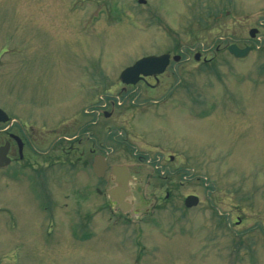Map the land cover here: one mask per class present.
<instances>
[{
	"label": "rangeland",
	"instance_id": "rangeland-1",
	"mask_svg": "<svg viewBox=\"0 0 264 264\" xmlns=\"http://www.w3.org/2000/svg\"><path fill=\"white\" fill-rule=\"evenodd\" d=\"M139 1L0 0V109L29 136L0 171V264H264V0ZM233 44L255 50L236 60ZM178 48L154 89L120 82ZM203 48L220 49L212 71ZM59 136L75 141L44 156ZM95 156L148 176V207L155 188L172 199L119 223Z\"/></svg>",
	"mask_w": 264,
	"mask_h": 264
},
{
	"label": "flooded vegetation",
	"instance_id": "flooded-vegetation-1",
	"mask_svg": "<svg viewBox=\"0 0 264 264\" xmlns=\"http://www.w3.org/2000/svg\"><path fill=\"white\" fill-rule=\"evenodd\" d=\"M256 31V34L255 36H257L261 30L260 29H255ZM188 51L190 52H193L195 50H192V49H187ZM219 48H217L215 50V53H214V56L210 59H208L209 57H206L205 54L206 52L208 53L209 52V49H205L203 48V50H201V52H199L198 54H195L194 55V60L195 62H197L198 64H202L204 67H203V70L207 71V70H212L214 67L210 66L214 63V60H215V56L217 55V53H219ZM227 52H228V47L226 48ZM229 53V52H228ZM171 55V54H170ZM184 55L185 53L181 50L179 51V48H178V54H172L171 57L172 59L173 58H176V57H179L178 60L174 59V60H171V63L169 65V67L167 68L166 72L172 68L173 66H178L180 65L181 63H183L184 60ZM214 58V59H213ZM206 66V67H205ZM165 72V73H166ZM164 73V74H165ZM163 74V75H164ZM159 76V77H150V78H147L145 79L144 82L142 83H145L147 86L150 87V89H154L156 86H158L159 84V79L163 76ZM148 79H152V81L154 83H156L155 85H150L151 82L148 81ZM15 123V122H14ZM14 123L12 124H8L6 126V130L4 131V135H5V140H4V144L6 143H9V152H8V157L11 161V165L14 164V153H17V155L19 156L20 158V161H23V154L25 155V149L28 147V144H29V136L27 134V131L23 132L22 134V137H20L22 143H23V150H22V155L19 153V147H18V142L12 138V127L14 126ZM68 127V126H67ZM31 129H33V127H31ZM48 133H52V136L54 135V133L56 131L54 130H50L48 131ZM39 136V138L41 139H48V137H44V135H37ZM35 140H36V137H35ZM66 141L67 144H70L72 143V141H75L74 137L73 138H66V137H57V138H54L52 144H51V147L50 149L44 153L45 155L44 156H49L51 153H53V157L52 159H58L62 156L63 158V155L60 154L59 152H56V149L60 147L61 143H63V141ZM51 150V151H50ZM71 153V151H70ZM69 154V153H68ZM69 156V155H68ZM67 156V157H68ZM29 164H24V165H20L22 168H27ZM84 166L86 168L87 165H85V162H84ZM130 175L132 177V180H130L129 182V187H130V193H131V197L132 199L131 202L133 201V206H134V212L133 213H122L120 211V214L122 215V219L123 221H125V223H127L126 225L128 226H131L130 225V222H131V218H136L137 220H142L143 218L147 217L150 212V206L154 204V202L156 203H162V200H164V202H167L168 200L172 199V190L170 189H163L158 187V188H155V190H157L156 192H151V201L148 202V205L149 207L145 204L146 202V198H145V189H144V180H148V176H143V173L141 172V170L137 169V168H131L130 169ZM145 175V174H144ZM113 187V184H112V181H111V178L109 179V182L107 183V189H110ZM163 190V191H162ZM157 193H160L157 195ZM162 199V200H161ZM155 204V206L158 207V204ZM163 205V204H162ZM151 208H153L151 206ZM134 262H138L141 260L139 259V256L136 255L135 259L133 260Z\"/></svg>",
	"mask_w": 264,
	"mask_h": 264
},
{
	"label": "water",
	"instance_id": "water-1",
	"mask_svg": "<svg viewBox=\"0 0 264 264\" xmlns=\"http://www.w3.org/2000/svg\"><path fill=\"white\" fill-rule=\"evenodd\" d=\"M139 3L145 4L146 2L144 0H140ZM255 33V31H252L251 37L254 38ZM229 51L236 57H245L250 52V48L240 50L237 46L232 45L229 48ZM169 63V55L150 56L143 58L121 73V82L125 86H135L146 77L163 74ZM106 117H110V114H106ZM8 121V115L0 109V124H5ZM12 137L18 142L19 152L22 155L23 144L21 142V139L14 135ZM8 152L9 143L0 147V168H5L10 164V159L7 157ZM108 169L109 167L104 157L98 156L95 158L93 171L98 177H103ZM111 175L115 187L109 190L107 194L114 202L118 204L119 208L123 212H126L123 201L126 196L125 191H127L128 189L129 180H131L128 169L126 166H114L112 167ZM198 203L199 199L197 197L191 196L186 199V206L188 208L195 207L198 205Z\"/></svg>",
	"mask_w": 264,
	"mask_h": 264
},
{
	"label": "bare ground",
	"instance_id": "bare-ground-1",
	"mask_svg": "<svg viewBox=\"0 0 264 264\" xmlns=\"http://www.w3.org/2000/svg\"><path fill=\"white\" fill-rule=\"evenodd\" d=\"M125 199L123 201V204H124V207L126 209V212H130V213H133L134 212V206H133V201L131 202L130 199H132L131 197V193H130V187L128 186V189L127 191H125Z\"/></svg>",
	"mask_w": 264,
	"mask_h": 264
}]
</instances>
